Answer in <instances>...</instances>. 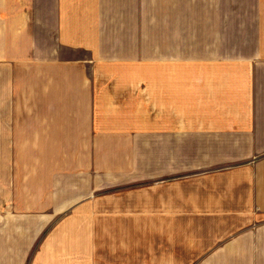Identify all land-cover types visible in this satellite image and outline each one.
Instances as JSON below:
<instances>
[{
	"label": "crops",
	"instance_id": "crops-1",
	"mask_svg": "<svg viewBox=\"0 0 264 264\" xmlns=\"http://www.w3.org/2000/svg\"><path fill=\"white\" fill-rule=\"evenodd\" d=\"M119 228L142 264H264V0H0V264Z\"/></svg>",
	"mask_w": 264,
	"mask_h": 264
},
{
	"label": "rangeland",
	"instance_id": "rangeland-1",
	"mask_svg": "<svg viewBox=\"0 0 264 264\" xmlns=\"http://www.w3.org/2000/svg\"><path fill=\"white\" fill-rule=\"evenodd\" d=\"M109 238V234H105L102 237V240L107 241ZM117 238L121 240V242H118L116 245L109 243H102L99 245V251H97V264H142V261L140 259L142 256L141 243L127 244L125 242L126 237L124 228L118 229ZM134 239L136 240V237ZM156 254L157 252L155 253V255ZM147 263L149 262H146V264ZM154 263H156V261H154Z\"/></svg>",
	"mask_w": 264,
	"mask_h": 264
}]
</instances>
